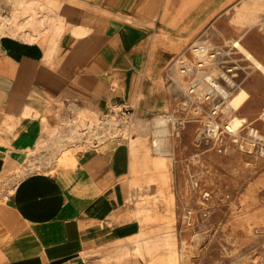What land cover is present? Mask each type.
<instances>
[{
	"label": "crops",
	"instance_id": "1",
	"mask_svg": "<svg viewBox=\"0 0 264 264\" xmlns=\"http://www.w3.org/2000/svg\"><path fill=\"white\" fill-rule=\"evenodd\" d=\"M240 1L0 0V13L33 16L41 32L0 36V264H176L167 242L182 234L155 211L166 202L137 199L167 189L151 184L146 131L180 99L168 83L177 59L196 42L237 40L214 32ZM247 50L264 67V49ZM113 103L145 133L98 148L77 133L78 153L59 162L79 113Z\"/></svg>",
	"mask_w": 264,
	"mask_h": 264
},
{
	"label": "rangeland",
	"instance_id": "2",
	"mask_svg": "<svg viewBox=\"0 0 264 264\" xmlns=\"http://www.w3.org/2000/svg\"><path fill=\"white\" fill-rule=\"evenodd\" d=\"M41 19L40 28L45 29L49 19ZM7 34L33 41L41 32L33 16H10L5 20L0 13V36ZM214 34L224 43L233 38L241 40L260 59L264 49V0H241L232 6L218 18ZM232 48V66L238 67L232 72L234 84L213 77L226 88L228 97L216 91L205 96L210 87L203 78L199 80L201 95L197 97V91L190 92L192 82L183 80L176 68L174 79L168 81L180 95L176 108L149 120L154 129L161 130L160 137L158 131L156 135L151 129L146 131L149 156L157 174L151 184L167 189L159 197L141 193L137 199L169 204L155 211L158 217L162 215L178 224L175 229L182 234L167 242L166 249L176 264H264V74L253 68L238 48ZM240 88L249 96L236 112L228 107V101ZM216 104L221 105L220 111L210 122ZM79 116L95 118L96 114L82 111ZM234 116L247 118L260 138L255 139L248 127H243L237 136L228 134L224 125ZM214 124L218 134L212 129ZM143 132L134 120L129 139ZM75 133L76 137L73 134L66 139L67 147L59 162L81 148L75 145L77 130ZM156 139L162 155L155 151ZM31 166H35L34 162ZM23 173L25 170H20L19 174ZM19 174L14 175L15 180ZM143 212L140 210L138 215Z\"/></svg>",
	"mask_w": 264,
	"mask_h": 264
},
{
	"label": "built area",
	"instance_id": "3",
	"mask_svg": "<svg viewBox=\"0 0 264 264\" xmlns=\"http://www.w3.org/2000/svg\"><path fill=\"white\" fill-rule=\"evenodd\" d=\"M9 17L6 12L2 13V18L5 20H9ZM232 47L237 48L233 43L231 46H212L202 41L196 42L189 48L190 57L184 54L177 59L175 68L183 75L181 78L192 82L190 92L197 91L200 78L206 82L208 75L215 76L217 80L220 77L230 83L229 79H233V69H238L237 66H232L234 63ZM220 106V104L213 106L210 122L215 121ZM133 122L132 111L128 106L113 103L106 113L95 118H82L77 133L85 146L98 148L109 140L128 139ZM254 138L258 139V137ZM4 197L7 198L8 194Z\"/></svg>",
	"mask_w": 264,
	"mask_h": 264
},
{
	"label": "bare ground",
	"instance_id": "4",
	"mask_svg": "<svg viewBox=\"0 0 264 264\" xmlns=\"http://www.w3.org/2000/svg\"><path fill=\"white\" fill-rule=\"evenodd\" d=\"M233 46H236L239 51L244 55V57L246 58V60H248L251 65L260 71V69H262L264 71V67L260 64V61L250 52L247 50V48H245L238 40H234L233 42ZM234 54H236L234 52ZM238 54V52H237ZM206 82L210 87V90L208 91V94H211L213 92H217L222 96L228 97L229 93L226 90L225 87H223L218 81H216L211 75L206 76ZM230 84H234V81L229 79ZM234 87V86H233ZM240 87V86H239ZM247 96H249L246 91L243 88H240V91L238 93L237 96L231 98L228 101V107L234 111H239L241 104L244 102V100H247ZM239 98V99H238ZM224 109V108H223ZM165 123V120L162 121V123ZM252 125L248 122L247 118L245 117H232L230 122L226 123L224 125V128L226 130V132L229 134H232V136H237L238 132L243 128V127H248L249 128V133L254 136V137H259V131H257L256 129L251 127ZM218 126L216 124L213 125L212 129L213 131L218 134V130L219 128H217ZM161 134V130H159L157 132V136L160 137ZM242 136V135H241ZM246 138V137H245ZM260 138V137H259ZM230 140V139H229ZM251 140V139H250ZM235 141V140H233ZM256 141V140H255ZM255 143V142H254ZM258 143V142H257ZM254 145V144H253ZM154 146H155V151L157 154L162 155L161 150H160V146L158 144V140H154ZM128 147V146H127ZM124 149V148H123ZM215 150V149H214ZM228 150V149H227ZM226 151V150H225ZM204 152V151H203ZM222 152V151H221ZM244 152V151H243ZM117 153V152H116ZM231 155V154H230ZM199 158V157H198ZM128 162V161H127ZM128 169V168H127ZM138 175V174H137ZM148 179V178H147ZM195 184V183H194ZM199 184V183H198Z\"/></svg>",
	"mask_w": 264,
	"mask_h": 264
}]
</instances>
